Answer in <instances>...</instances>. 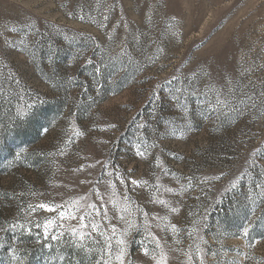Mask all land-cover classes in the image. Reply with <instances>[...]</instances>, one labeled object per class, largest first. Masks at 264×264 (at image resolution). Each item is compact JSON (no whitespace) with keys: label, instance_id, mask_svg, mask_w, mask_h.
Here are the masks:
<instances>
[{"label":"rangeland","instance_id":"374dc122","mask_svg":"<svg viewBox=\"0 0 264 264\" xmlns=\"http://www.w3.org/2000/svg\"><path fill=\"white\" fill-rule=\"evenodd\" d=\"M228 79L264 87V0H0V264H96L87 238L78 248L27 231L58 215L29 205L104 191L113 167L149 182L129 195L150 215H165L149 202L157 178L181 193L164 192L178 214L160 222L175 223L181 243L151 230L166 251L182 249L168 264H189L197 244L216 253L205 264H264V108L201 103ZM145 235L127 237L126 264H154Z\"/></svg>","mask_w":264,"mask_h":264},{"label":"snow or ice","instance_id":"6c2138e0","mask_svg":"<svg viewBox=\"0 0 264 264\" xmlns=\"http://www.w3.org/2000/svg\"><path fill=\"white\" fill-rule=\"evenodd\" d=\"M107 18L105 17V19ZM246 88L247 90H245ZM177 91L180 92L182 90L177 89ZM193 94L205 97L208 95L206 92L201 93L199 89ZM214 96V104L211 99L201 102L202 104L208 103L211 112H243L249 109L264 108V87H261L259 92H256L255 85L251 84V82L248 86L241 87L239 83H234L231 79H228L225 85L215 88ZM177 100H179V97H177ZM28 107L31 108L32 105H28ZM113 127L115 126L113 125ZM137 155L145 157L146 152L137 147ZM156 167L161 169L164 176L175 175L160 163H157ZM101 168L102 170L107 169L108 164L105 162L101 165ZM80 170L82 171L83 169ZM105 174L110 179L102 181L106 185L104 191H101L98 184L94 185L89 190V193L79 195L77 199L73 200L71 205H67V202H41L35 206L29 205V209L33 214L37 209H40L49 213L57 212L58 215L55 219H46L43 222L39 220L32 221V227L28 228L27 231L31 232L32 228L42 230L44 239L50 238L54 241L67 234L73 237L75 242H78V248L86 247L84 241L87 238L100 246L101 251L96 264H126L127 237L131 235L133 230L140 231L143 228L146 233L144 239L149 241V243L154 242L151 252L148 244L141 242L143 255L149 257L154 264H168L170 252H180L182 249L169 246L168 251H166L164 245L167 244V240L164 237L155 235L151 230L157 228L161 232H170L173 236V243H181L179 237L182 230L175 223L168 222L163 228L160 226V222L167 220L169 215L178 214V209L172 206L170 201L161 198L164 192L172 195H180L181 193L175 192L171 187L162 186L159 178H157V181L151 185L155 192L149 202L163 207L165 215H161L159 212H154L150 215L147 210L136 204L129 195L130 191L136 188L143 187L145 191H148L149 182L147 180L142 183L140 180L131 179L127 174H120L115 167H113L112 172H106ZM113 175L114 178H111ZM220 178V176L217 177V179ZM116 181L123 187L124 191L122 193L117 189ZM84 182L81 181V183ZM129 185L132 187L129 188ZM235 186L236 184L233 183L232 187ZM162 187L163 192H161ZM256 187L262 188L264 185L257 184ZM93 196L95 197L94 200L92 199ZM113 220L117 221V223H113ZM65 221H77V224L70 229H65ZM125 225L126 227H124ZM10 227L12 229H24L25 226L20 223H14ZM59 229H65V231H58ZM3 230V228H0V231ZM195 231V229L187 231V236L192 240L196 239ZM242 232L244 236H247L248 227H244ZM184 255L187 256L189 264H205L206 257L209 255L215 256L216 253L211 252V250L205 252L197 244L194 251L192 250V245H189V249Z\"/></svg>","mask_w":264,"mask_h":264}]
</instances>
